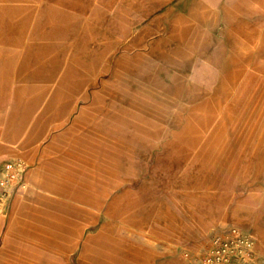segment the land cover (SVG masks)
<instances>
[{
  "label": "rangeland",
  "instance_id": "obj_1",
  "mask_svg": "<svg viewBox=\"0 0 264 264\" xmlns=\"http://www.w3.org/2000/svg\"><path fill=\"white\" fill-rule=\"evenodd\" d=\"M73 105L88 129L66 147L53 125ZM10 204L0 264H264V0H0V216ZM30 209L89 228L29 238Z\"/></svg>",
  "mask_w": 264,
  "mask_h": 264
},
{
  "label": "crops",
  "instance_id": "obj_2",
  "mask_svg": "<svg viewBox=\"0 0 264 264\" xmlns=\"http://www.w3.org/2000/svg\"><path fill=\"white\" fill-rule=\"evenodd\" d=\"M222 1H227V0H222ZM165 15L163 16L166 20V11L164 12ZM197 25L196 27H198ZM89 107V106H88ZM88 107H83L78 111L76 115H73L74 110V105L71 107L70 110L66 111L65 115L62 117V120L59 121L58 123H55L53 127L57 128L58 126H64L63 129V134H65V138L63 140V145L66 147H72L75 143V139L72 138L73 133L76 132V135L79 136L80 140L82 139L81 137L84 136V133H86V129H88V125L84 122H81L80 124H76V121H78V118L81 117L86 109ZM36 111V110H35ZM30 112L25 114V118L27 119V122L29 119H31L32 122H35L39 120V116L35 115L33 116L34 112ZM44 110H42L43 114ZM40 140L42 141L43 138L41 137ZM80 140H76L77 143H80ZM31 156L28 159L29 164H34V163H41L42 161L45 160L46 155L43 150L38 151L37 146H34L31 152ZM43 180V179H42ZM39 187L41 188H48L55 194L61 195L67 199L74 200V201H79L83 202L85 204L94 206L96 208H99V206H102V200L101 199H95L92 203L83 201L82 196V186L79 183H75L74 181L64 183L62 184L60 182H54L51 178H45L44 181H39L38 183ZM35 198L37 201L48 204L50 206H69V204L66 201L63 200H57L49 196H45L42 194H35ZM29 209V208H28ZM77 213L82 212L80 209H76ZM13 208L10 205H4L2 209V214L0 216V223L4 225L7 220V231L8 229L12 228V221L14 220L15 216H13ZM5 213H8V215H5ZM13 216V217H12ZM17 221H20L19 225H16L18 227V231L22 233V235L27 236V237H38L39 233H42L44 230L41 227L40 224L37 223H50L52 224L55 228L59 229H65L70 226H75L78 228L81 232V234L85 231L86 227L87 229L89 228L88 224L89 221H85L83 223L78 224L79 222L76 221L73 217H68L62 213H57L55 211H46V210H41V209H30V210H25L23 212V215L21 217L17 216ZM19 218H21L19 220ZM60 230L59 234L61 237L64 233ZM56 232V231H55ZM62 232V233H61ZM45 233V232H43ZM61 233V234H60ZM26 238V237H25ZM39 238V237H38ZM57 245V243H55ZM46 247V246H45ZM55 264L56 262H52ZM57 264H67L64 263V261L57 262Z\"/></svg>",
  "mask_w": 264,
  "mask_h": 264
}]
</instances>
